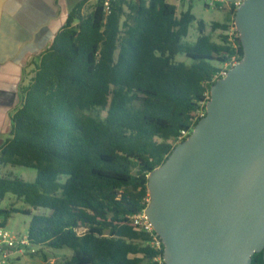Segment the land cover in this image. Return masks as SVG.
<instances>
[{
    "label": "trees",
    "instance_id": "obj_1",
    "mask_svg": "<svg viewBox=\"0 0 264 264\" xmlns=\"http://www.w3.org/2000/svg\"><path fill=\"white\" fill-rule=\"evenodd\" d=\"M88 3L72 6L32 60L0 166L32 168L37 177L0 175V201L11 194L23 204L0 208V218L6 226L15 213L30 216L38 253L72 251L52 264H155L150 236L131 217L149 204L150 173L202 119L196 114L206 110L230 47L224 34L212 38L191 5L179 13L168 0ZM194 22L199 37L191 43ZM252 264H264L263 252Z\"/></svg>",
    "mask_w": 264,
    "mask_h": 264
},
{
    "label": "water",
    "instance_id": "obj_2",
    "mask_svg": "<svg viewBox=\"0 0 264 264\" xmlns=\"http://www.w3.org/2000/svg\"><path fill=\"white\" fill-rule=\"evenodd\" d=\"M235 24L242 61L149 175L146 214L166 264H252L264 254V0H245Z\"/></svg>",
    "mask_w": 264,
    "mask_h": 264
},
{
    "label": "crops",
    "instance_id": "obj_3",
    "mask_svg": "<svg viewBox=\"0 0 264 264\" xmlns=\"http://www.w3.org/2000/svg\"><path fill=\"white\" fill-rule=\"evenodd\" d=\"M55 20V0H0V147L7 140L6 117L11 116L12 125L22 102L23 85L14 78L28 59L33 60L48 46L45 42L53 36Z\"/></svg>",
    "mask_w": 264,
    "mask_h": 264
},
{
    "label": "rangeland",
    "instance_id": "obj_4",
    "mask_svg": "<svg viewBox=\"0 0 264 264\" xmlns=\"http://www.w3.org/2000/svg\"><path fill=\"white\" fill-rule=\"evenodd\" d=\"M77 0H55V25L53 28V36L54 34L60 30L62 25L65 22V19L68 15V12L72 8L73 4ZM96 0H89L88 5H93ZM171 4H175L178 6V12L181 13L182 11H186L188 7L191 5L193 9V13L197 16L198 19L205 20L207 24V32L212 36L215 41H219V37L223 34V31H213L212 30V23L219 22V23H229L230 12L228 10L217 9V8H210L206 5V0H192L191 3H187L183 0H168ZM198 23L194 22L190 29V34L187 37L188 42H195L199 37L198 31ZM50 35L45 42V45H48L52 38ZM46 47V46H45ZM44 50V49H43ZM42 50V51H43ZM40 53V52H39ZM32 59H28L27 65L21 70V72L17 73V78L15 76L14 80L15 83H19V85H27L30 83L34 76L35 71V64L31 63ZM179 60L187 61L186 57H179ZM21 106L19 102L16 109ZM10 126H11V116L7 115L6 122H5V130H6V137L10 136ZM9 173H13L14 176L20 177L25 179L26 181H34L37 177V171L32 168H26L22 166L12 167V166H0V175H7ZM11 205H16L18 207H22V203L19 202L13 195H8L5 200L0 201V208H8ZM31 221V217L21 214L15 213L12 215L8 222V229L16 233H26L28 232V227ZM72 255V251L69 249L64 250H51L45 249L43 253H27L23 255L20 260H14L13 262L6 263V264H42L46 261L49 264L52 263H64L67 259H69Z\"/></svg>",
    "mask_w": 264,
    "mask_h": 264
},
{
    "label": "built area",
    "instance_id": "obj_5",
    "mask_svg": "<svg viewBox=\"0 0 264 264\" xmlns=\"http://www.w3.org/2000/svg\"><path fill=\"white\" fill-rule=\"evenodd\" d=\"M187 3H191L192 0H183ZM245 0H206V5L210 8H219L223 10L232 9L235 11L244 3ZM108 2L106 5L108 6ZM229 27L223 34L226 36V44L230 47V52L226 54L227 60L220 65V70L214 75L213 82H217L219 79L227 76L230 69L237 66L243 59L240 53V33L235 24V13L230 15ZM208 96L207 100L209 101ZM207 101L202 103V106H206ZM206 115V110L202 109L197 114L195 119L203 118ZM188 136V132H183V135L179 139V143L184 141ZM133 223L141 230L146 232L150 236L149 245L157 252V256L154 258L155 264H166L164 258V243L159 234L155 231V228L146 214V209L141 213L131 217ZM38 252V247L34 246L30 239L28 232L16 233L8 229L7 225H2V219L0 218V264H6L20 259L27 253L35 254Z\"/></svg>",
    "mask_w": 264,
    "mask_h": 264
}]
</instances>
